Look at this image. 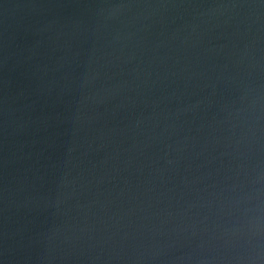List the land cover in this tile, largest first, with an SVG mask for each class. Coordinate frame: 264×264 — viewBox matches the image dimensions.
<instances>
[{
	"label": "water",
	"instance_id": "obj_1",
	"mask_svg": "<svg viewBox=\"0 0 264 264\" xmlns=\"http://www.w3.org/2000/svg\"><path fill=\"white\" fill-rule=\"evenodd\" d=\"M0 264H264V0H0Z\"/></svg>",
	"mask_w": 264,
	"mask_h": 264
}]
</instances>
